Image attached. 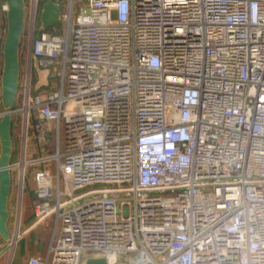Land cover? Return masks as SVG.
I'll list each match as a JSON object with an SVG mask.
<instances>
[{
	"label": "built area",
	"instance_id": "1",
	"mask_svg": "<svg viewBox=\"0 0 264 264\" xmlns=\"http://www.w3.org/2000/svg\"><path fill=\"white\" fill-rule=\"evenodd\" d=\"M46 1L23 0L12 110L41 165L34 223L57 222L29 264H264V0H53L40 31ZM50 122L57 152L27 160Z\"/></svg>",
	"mask_w": 264,
	"mask_h": 264
},
{
	"label": "rangeland",
	"instance_id": "2",
	"mask_svg": "<svg viewBox=\"0 0 264 264\" xmlns=\"http://www.w3.org/2000/svg\"><path fill=\"white\" fill-rule=\"evenodd\" d=\"M1 21L4 28V41L6 38L7 30H8V22H7V13H1ZM24 33V30H23ZM23 38V35H22ZM23 41L26 42L25 38ZM4 46V43H3ZM22 47V39L20 43V55L23 54ZM4 65V56H3V48L1 53V77ZM21 74H23L22 70L20 73V80L22 78ZM21 81H19V89L17 94V100L14 108H18L21 106ZM1 86V83H0ZM1 110L5 111V108L2 104ZM23 125V116L21 112L12 113V122L10 128V134L12 138L13 152L10 159V164H14L9 171L10 173V191L7 200V208L9 217L6 223L7 233H3L0 230V264H23V261L18 260V252L17 250L14 252L15 248L21 246L20 237L24 231V223H25V213L28 209L32 208L33 200H34V187H35V179L34 173L41 166L40 164L33 166H26L24 172V179L21 182V161L23 156V145L25 141V130ZM55 123L50 122L46 123L42 129H36L30 127L28 134H26L27 140V160L36 159L40 156L46 154H52L56 151V137L54 135ZM2 152V144L0 140V154ZM18 163V164H17ZM16 165V166H15ZM10 166V165H9ZM22 185V186H21ZM22 188V189H21ZM22 190V193H21ZM22 197V198H21ZM21 200V201H20ZM21 211V214H20ZM34 222V219H33ZM48 222V221H46ZM50 224L53 229V236L56 230L57 222L56 220H50ZM29 240H26L23 246H29L31 244ZM91 258H105L101 255H93L88 254L85 256L83 264L87 259ZM106 259V258H105ZM12 261V262H11ZM108 262V260L106 259ZM113 264V263H112ZM116 264H128L126 262H118Z\"/></svg>",
	"mask_w": 264,
	"mask_h": 264
},
{
	"label": "water",
	"instance_id": "3",
	"mask_svg": "<svg viewBox=\"0 0 264 264\" xmlns=\"http://www.w3.org/2000/svg\"><path fill=\"white\" fill-rule=\"evenodd\" d=\"M8 30L3 46L4 65L1 77V98L5 108V114L0 120V140L2 152L0 154V230L7 233L6 223L9 217L7 200L10 191V159L13 152L12 138L10 134L12 122V110L15 107L19 89L21 63L20 43L24 30L25 11L23 0H7ZM61 9L53 0L43 4L41 12V28H51L61 22ZM38 36V34H37ZM38 74L35 89L38 90L48 85L50 71L41 69L37 60L34 63ZM86 264H109L105 258H91Z\"/></svg>",
	"mask_w": 264,
	"mask_h": 264
},
{
	"label": "crops",
	"instance_id": "4",
	"mask_svg": "<svg viewBox=\"0 0 264 264\" xmlns=\"http://www.w3.org/2000/svg\"><path fill=\"white\" fill-rule=\"evenodd\" d=\"M35 70V66H34ZM35 75L38 76L36 70ZM34 204V203H33ZM28 209L25 215L24 231L20 237L21 246L15 248L18 252V260L23 264H29L31 257L40 256L46 258L53 240V229L50 220L55 221V217L49 218L48 222L34 223V209ZM21 214V211H20ZM26 240L32 242L29 246H23ZM12 262V261H11ZM11 264V263H10ZM19 264V263H18Z\"/></svg>",
	"mask_w": 264,
	"mask_h": 264
},
{
	"label": "bare ground",
	"instance_id": "5",
	"mask_svg": "<svg viewBox=\"0 0 264 264\" xmlns=\"http://www.w3.org/2000/svg\"><path fill=\"white\" fill-rule=\"evenodd\" d=\"M26 143V142H25ZM25 167H26V160L23 158L21 161V171H22V175H21V182L23 181V176H24V172H25ZM22 186V185H21ZM22 189V188H21ZM22 193V190H21ZM22 198V197H21ZM21 201V200H20ZM89 259L86 260V262L84 264H86L88 262ZM108 263L109 264H114V257H110L108 259Z\"/></svg>",
	"mask_w": 264,
	"mask_h": 264
},
{
	"label": "trees",
	"instance_id": "6",
	"mask_svg": "<svg viewBox=\"0 0 264 264\" xmlns=\"http://www.w3.org/2000/svg\"><path fill=\"white\" fill-rule=\"evenodd\" d=\"M41 166H39V168H40ZM39 168H37V170L39 169ZM36 170V171H37ZM36 171H35V173H36ZM35 173H34V179H35ZM35 202V194H34V200H33V203ZM34 205V204H33Z\"/></svg>",
	"mask_w": 264,
	"mask_h": 264
}]
</instances>
